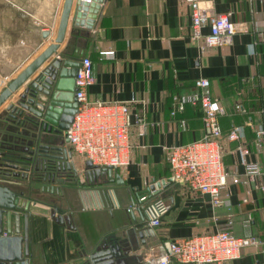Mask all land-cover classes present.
I'll return each mask as SVG.
<instances>
[{
  "label": "crops",
  "instance_id": "1",
  "mask_svg": "<svg viewBox=\"0 0 264 264\" xmlns=\"http://www.w3.org/2000/svg\"><path fill=\"white\" fill-rule=\"evenodd\" d=\"M76 2L58 53L63 54L70 42L68 57L79 49L82 57L92 59L95 81L87 89L90 100L143 99L134 110L145 113L148 123L139 134L134 120L129 139L139 147L130 151L129 164L111 174H94L90 168L80 173L77 183L71 171L55 180H44L34 171L29 177L16 176L19 170L0 173V184L22 192L29 202V264H86L97 245L113 235L124 236L132 217L139 218L140 202L132 194L159 180H166V186L148 206L152 219L158 217L160 222L148 220L151 236L131 253L157 264L158 256L176 238L229 229L238 236L253 234L262 243L246 246L238 258L223 264H264V190L260 187L264 177L233 182V175L246 176L238 149L241 141L227 138L234 126H244L251 146L247 159L264 162V142L262 149L253 144L255 126L264 122V0H201L215 13L231 11L237 27L231 41L207 50L191 39L190 7L180 0H104L94 23L84 20V25L74 28ZM63 4L64 0H0V93L54 41ZM47 30L50 34L44 37ZM203 32H209V27ZM109 50L113 54L104 53ZM51 57L0 107V150L7 151L2 148L4 139L13 145L12 137L21 135L5 120L6 106ZM199 77L210 79V91L224 110L219 120L230 206L214 207L208 193L175 180L170 170L167 147L197 140L204 133L199 106L186 105L172 114L173 95L194 91ZM238 103L245 110H238ZM248 120L255 125L247 124ZM75 163L79 170L88 166L80 158ZM117 174L123 183L117 182ZM85 182L90 191L84 201L90 209L61 212L44 199ZM53 209L58 210L56 216H64V222L54 218ZM169 264L181 263L172 259Z\"/></svg>",
  "mask_w": 264,
  "mask_h": 264
},
{
  "label": "built area",
  "instance_id": "2",
  "mask_svg": "<svg viewBox=\"0 0 264 264\" xmlns=\"http://www.w3.org/2000/svg\"><path fill=\"white\" fill-rule=\"evenodd\" d=\"M190 7L192 17L191 39L199 44L201 50L218 47L231 41L237 32L232 12L215 13L201 0H180ZM209 27V32H203ZM113 54L112 50L104 51ZM95 81L93 61L87 56L81 58V65L75 77V98L77 111L64 131L65 144L62 158H45L42 172L57 175L71 171L80 181V173L90 168L117 169L130 162L129 153L139 145L129 139L134 120L138 123L139 134H143L147 125L145 113L135 112V105L143 99L132 97L128 100H90L87 89ZM196 89L187 94H175L172 97L174 109L184 110L186 105L199 106L204 123L203 136L187 143L167 147L172 177L193 189L210 195L214 207L231 205L228 192L229 171L223 157V129L219 120L223 107L218 98L210 91L211 81L207 77L195 80ZM245 110L243 105H236ZM135 117V119H134ZM247 124L252 125V120ZM255 125V124H253ZM229 140H240L238 149L241 154L246 178L233 175V182L254 181L264 177V162L248 160L251 146L246 142L245 128L234 126L227 134ZM264 142V122L255 126L253 144L262 149ZM142 146V145H141ZM66 154V155H65ZM75 158L91 165L79 170ZM91 171V170H90ZM83 181V180H82ZM264 190V179L260 183ZM159 224V218L151 220ZM6 234V232H4ZM262 243L253 234L238 236L229 229L199 233L179 237L169 242L165 252L157 258V264H169L174 259L181 264H223L236 259L246 246Z\"/></svg>",
  "mask_w": 264,
  "mask_h": 264
},
{
  "label": "water",
  "instance_id": "3",
  "mask_svg": "<svg viewBox=\"0 0 264 264\" xmlns=\"http://www.w3.org/2000/svg\"><path fill=\"white\" fill-rule=\"evenodd\" d=\"M104 0H77L74 13V28L94 23ZM74 0H64L63 9L54 41L0 93V107L8 100L23 83L40 68L53 54L48 65L34 76L19 96L6 106L5 120L17 127L13 130L21 133L16 143L7 145L0 150V165H5L1 174H11L19 170L16 176L29 177L31 171L44 180H55L53 174H44L42 166L45 158H62L66 142L64 131L68 128L77 111L75 98V77L81 65L83 52L74 49L67 56L70 42L63 54L58 53L64 42L68 21ZM50 31L43 35L48 37ZM14 126V125H13ZM24 136V137H22ZM21 143V144H20ZM66 155V154H65ZM91 165L90 162L87 163ZM112 168H99L92 172L101 174L112 172ZM90 172V170H87ZM117 182L123 183L120 174ZM59 181L64 182L63 178ZM77 182V181H76ZM166 186V180L151 182L144 189L137 190L134 195L140 202L138 215L132 217V223L125 230V235H113L109 240L97 245L89 253L86 264H150L143 261V255L137 252L141 245H146L147 237L151 236L148 220L152 219L149 202L154 201L160 188ZM22 192H17L7 185L0 184V264H29L30 226L29 202ZM56 220L64 222V216H56ZM15 219V227L13 221ZM22 219V223H21ZM23 228V230L21 229ZM6 232V234H4Z\"/></svg>",
  "mask_w": 264,
  "mask_h": 264
},
{
  "label": "rangeland",
  "instance_id": "4",
  "mask_svg": "<svg viewBox=\"0 0 264 264\" xmlns=\"http://www.w3.org/2000/svg\"><path fill=\"white\" fill-rule=\"evenodd\" d=\"M92 186V185H90ZM95 186V185H94ZM91 187V188H94ZM27 188V187H26ZM25 188V190H26ZM36 189V188H34ZM33 190V188H31ZM62 191L61 194L58 195H48L44 199H50L48 202H52L56 204V206L59 208L61 212L67 211L69 213H73V211L79 210V209H90L92 207H87V204L84 200H86V197L89 193V185L87 182L80 185V188H74V189H60Z\"/></svg>",
  "mask_w": 264,
  "mask_h": 264
},
{
  "label": "flooded vegetation",
  "instance_id": "5",
  "mask_svg": "<svg viewBox=\"0 0 264 264\" xmlns=\"http://www.w3.org/2000/svg\"><path fill=\"white\" fill-rule=\"evenodd\" d=\"M13 125H14V127H17L15 123H14ZM12 138H13L14 140H16V137H12Z\"/></svg>",
  "mask_w": 264,
  "mask_h": 264
}]
</instances>
